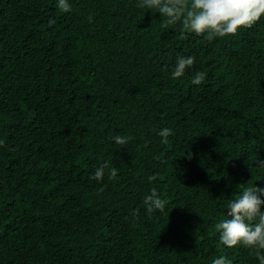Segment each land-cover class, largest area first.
Here are the masks:
<instances>
[{
	"label": "trees",
	"instance_id": "obj_1",
	"mask_svg": "<svg viewBox=\"0 0 264 264\" xmlns=\"http://www.w3.org/2000/svg\"><path fill=\"white\" fill-rule=\"evenodd\" d=\"M68 2L0 0V264H259L214 225L264 188V18L209 42L137 0Z\"/></svg>",
	"mask_w": 264,
	"mask_h": 264
},
{
	"label": "clouds",
	"instance_id": "obj_2",
	"mask_svg": "<svg viewBox=\"0 0 264 264\" xmlns=\"http://www.w3.org/2000/svg\"><path fill=\"white\" fill-rule=\"evenodd\" d=\"M136 6L158 12L164 18L162 26L165 28L179 24L184 38L188 34H195L209 42L216 38L235 36L241 29L251 28L264 18V0H137ZM57 7L62 12L71 10L68 0H58ZM89 20L91 22V16ZM49 23L51 25L54 21ZM194 63V56L177 57L171 78L176 80L183 77ZM205 78L204 72H195L191 83L200 85ZM157 135L162 138L161 143L167 144L168 137L174 133L170 128H163ZM112 139L124 146L132 137L117 135ZM3 144L4 141L0 140V146ZM258 163L264 167V160ZM109 167V163L104 162L95 169L90 179L102 181ZM117 174L118 169L110 168L109 178L115 179ZM153 179L149 177V180ZM143 202L149 216L157 210L164 212L167 204L155 187ZM226 210V218L214 225L220 244L226 248L240 246L248 249L259 264H264V188L255 185L242 187L228 202ZM211 264H232V261L221 255L213 259Z\"/></svg>",
	"mask_w": 264,
	"mask_h": 264
}]
</instances>
